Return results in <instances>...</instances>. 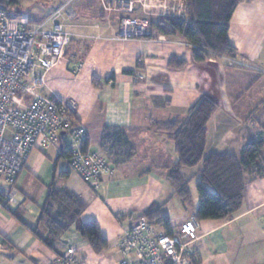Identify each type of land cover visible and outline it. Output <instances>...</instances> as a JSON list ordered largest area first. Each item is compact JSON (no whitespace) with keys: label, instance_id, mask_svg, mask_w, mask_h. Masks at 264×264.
Segmentation results:
<instances>
[{"label":"crops","instance_id":"crops-1","mask_svg":"<svg viewBox=\"0 0 264 264\" xmlns=\"http://www.w3.org/2000/svg\"><path fill=\"white\" fill-rule=\"evenodd\" d=\"M57 2L52 14L58 9L63 13L55 22L72 39L64 58L44 73L35 94L74 99L73 119L86 129L87 149L101 152L113 172L93 189L69 170L60 155L62 144L45 152L34 149L18 175L16 201L0 209V264H53L67 245L86 262L117 264L123 227L152 203L161 205L171 228L193 215L194 209L178 198L179 211L168 209L176 197L167 179L176 154L164 128L186 120L189 108L207 96L219 110L208 123L206 153L237 155L247 142L264 139V0H243L234 8L227 32L236 49L234 58L208 54L202 60L193 59L194 46L170 32L164 19L191 24V0H133L131 12L113 9L105 0ZM125 16L145 21L149 34L117 39ZM151 20L166 32H156ZM51 22L37 24L47 29ZM77 62L81 66L75 70ZM106 127L125 132L135 150L129 160L115 164L101 148ZM181 172L191 177L185 175L188 168ZM52 183L86 204L80 220L97 222L108 240L106 250L95 253L74 225L51 245L42 241L47 233L42 210ZM197 235V257L191 264H264V176L246 182L241 207L232 218L201 220Z\"/></svg>","mask_w":264,"mask_h":264},{"label":"built area","instance_id":"built-area-1","mask_svg":"<svg viewBox=\"0 0 264 264\" xmlns=\"http://www.w3.org/2000/svg\"><path fill=\"white\" fill-rule=\"evenodd\" d=\"M47 2L55 0H45ZM113 9L131 12L133 0H106ZM108 6V5H107ZM54 11L51 28L30 26L25 18L13 19L0 7V209L16 201L17 178L34 149L42 152L63 142L69 150L66 159L73 171L93 189L113 170L101 152L85 147L87 133L74 121V99L63 101L35 94L43 84L44 73L56 66L72 39ZM147 23L136 17H122L117 39L148 35ZM81 64H75V70ZM40 70L41 72H38ZM200 221L190 215L166 232L145 216L123 227L118 240L117 264H191L197 257L195 241ZM53 264H93L80 259L75 248L67 245Z\"/></svg>","mask_w":264,"mask_h":264},{"label":"trees","instance_id":"trees-1","mask_svg":"<svg viewBox=\"0 0 264 264\" xmlns=\"http://www.w3.org/2000/svg\"><path fill=\"white\" fill-rule=\"evenodd\" d=\"M242 1L191 0V24L177 18L164 19L172 28L170 32L181 34L194 46L192 53L194 60H202V57L208 54L234 58L236 49L229 42L227 32L234 8ZM15 2L16 0H0V7L13 19H17L12 8ZM15 12L21 15L18 9ZM150 27L158 33L166 32L160 23L152 20ZM218 110L219 104L204 96L189 108L186 120L177 121L164 128L170 133L169 137L176 154V161L167 173L173 195L183 206L191 207L193 202L189 183L197 176L195 190L198 203L193 215L199 221L232 218L241 207L246 182L264 176V139L247 142L237 155L206 153L208 123ZM100 145L115 164L129 160L135 153L125 132L118 127L104 128ZM85 147L87 148V140ZM60 155L64 158L69 156L67 145L63 142ZM192 167H197L195 173L191 177H184L182 169ZM85 208L86 204L78 196L66 189L55 188L53 183L50 184L42 210L43 224L47 231L46 236L41 238L42 241L51 245L74 225L80 237L95 253L106 250L108 240L101 234L97 222L80 220ZM160 208L161 205L152 203L140 216L162 225L166 232H170L168 217L161 214Z\"/></svg>","mask_w":264,"mask_h":264},{"label":"rangeland","instance_id":"rangeland-1","mask_svg":"<svg viewBox=\"0 0 264 264\" xmlns=\"http://www.w3.org/2000/svg\"><path fill=\"white\" fill-rule=\"evenodd\" d=\"M58 0L47 2L45 0H16L15 5L12 7L14 16L17 19L27 17V19H30L34 24L38 25L37 23H40L43 21V19H51L52 18V12L55 10L58 5ZM106 2V0H105ZM104 2V3H105ZM105 9H109L107 5L104 6ZM16 9V10H15ZM17 9L20 11L21 15L15 11ZM60 13H63V10H60ZM23 14V15H22ZM28 22V21H27ZM31 22V23H32ZM35 26V25H33ZM69 46V45H68ZM64 58V57H63ZM69 137H66L68 139ZM196 167L188 168V172H185V175L191 176L195 173ZM198 181L197 176H194L192 178V181L190 182V187L192 189V195H193V203L192 206L189 207V209H196L197 203H198V195L195 190V184ZM168 206V209L174 210L176 213L179 211V203L177 200V197L174 198L173 202H171ZM164 211V210H163ZM200 264H212L209 262H200Z\"/></svg>","mask_w":264,"mask_h":264}]
</instances>
